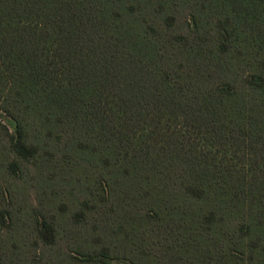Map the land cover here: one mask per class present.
<instances>
[{
	"label": "trees",
	"instance_id": "1",
	"mask_svg": "<svg viewBox=\"0 0 264 264\" xmlns=\"http://www.w3.org/2000/svg\"><path fill=\"white\" fill-rule=\"evenodd\" d=\"M0 110V264H264V0H0Z\"/></svg>",
	"mask_w": 264,
	"mask_h": 264
},
{
	"label": "rangeland",
	"instance_id": "2",
	"mask_svg": "<svg viewBox=\"0 0 264 264\" xmlns=\"http://www.w3.org/2000/svg\"><path fill=\"white\" fill-rule=\"evenodd\" d=\"M0 121L2 123L6 124L7 126H9L12 131L14 130L15 122L11 118H9L7 113H4V111H2V110H0ZM50 150L55 152V149H50ZM44 154L47 157H51L46 150H44ZM55 159L59 160V161H63L65 163L67 161L70 164L76 165V167H74L69 172L71 176L73 175V177H72L73 184H75L76 180L79 177L84 178V162H83V160L75 161L73 159V157H62L60 155L59 156L55 155ZM62 167L66 170L65 173L67 174L68 173V167L66 166V164H63ZM59 182L61 183V178H59ZM35 191H36V189H33L31 192H29L27 194L28 203L33 206L32 208H38L43 201V198L41 196L43 191H41L40 194L35 192ZM79 194H80V192H77V191H75V189H72V190L64 192L61 197L57 198L55 205L51 208L58 215V220H60L61 222H64L65 219L68 216H70V212L73 211V208L71 207L69 209V211L66 210L65 213L60 216L59 210L61 209V207H59V206L62 204L61 200H64L65 202H70L73 199L75 200V197L79 196ZM74 200H73V202H74ZM73 202H71L70 204L72 205Z\"/></svg>",
	"mask_w": 264,
	"mask_h": 264
}]
</instances>
